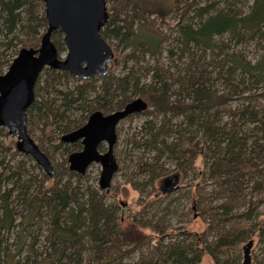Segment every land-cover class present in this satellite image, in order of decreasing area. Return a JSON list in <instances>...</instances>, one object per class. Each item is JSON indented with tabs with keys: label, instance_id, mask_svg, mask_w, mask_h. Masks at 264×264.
<instances>
[{
	"label": "trees",
	"instance_id": "trees-1",
	"mask_svg": "<svg viewBox=\"0 0 264 264\" xmlns=\"http://www.w3.org/2000/svg\"><path fill=\"white\" fill-rule=\"evenodd\" d=\"M105 4L99 35L113 52L106 75L77 80L43 69L33 87L26 133L52 176L0 141V234L15 232L12 251L0 248L1 264H199L203 256L239 264L240 246L253 239L252 262L264 264V0ZM173 17L170 40L157 21ZM45 29L42 0H0V75L19 49L38 47ZM50 41L64 53L59 33ZM136 98L147 108L127 117L144 120L125 142L132 159L122 163L131 169L120 166L139 196L126 224L119 204L105 199L109 188L68 170V155L81 146L60 138L91 113L107 115ZM180 201L189 202L177 215L184 224L172 229ZM196 220L202 230H186Z\"/></svg>",
	"mask_w": 264,
	"mask_h": 264
},
{
	"label": "water",
	"instance_id": "water-1",
	"mask_svg": "<svg viewBox=\"0 0 264 264\" xmlns=\"http://www.w3.org/2000/svg\"><path fill=\"white\" fill-rule=\"evenodd\" d=\"M46 29L36 49L21 48L4 73L0 75V128L15 138L14 150L28 158L47 176L52 169L45 155L26 133V111L33 101V87L43 69L65 73L70 78L89 80L103 77L113 59L111 48L102 40L99 32L107 20L105 0H42ZM53 32L61 35L63 57L57 54L50 41ZM146 103L136 98L122 109L107 115L91 113L79 129L63 135L60 142H79L81 149L67 157L69 171L84 175L91 164L100 167L97 189L106 192L117 171L113 156L118 123L131 115L145 111ZM105 145L100 153L97 147ZM242 249V264H248L247 250Z\"/></svg>",
	"mask_w": 264,
	"mask_h": 264
},
{
	"label": "rangeland",
	"instance_id": "rangeland-1",
	"mask_svg": "<svg viewBox=\"0 0 264 264\" xmlns=\"http://www.w3.org/2000/svg\"><path fill=\"white\" fill-rule=\"evenodd\" d=\"M106 8H107V6H106ZM170 19H172V20L164 21L163 25L160 24V21H157L158 22L157 27H158L159 31L165 32L166 37L170 38V40H171V38L173 37V32H172L173 26L175 25L177 18L173 17ZM186 19H189V16L186 17ZM167 44H168V42H167ZM243 52H244L245 56L251 58V57H253L252 55L254 54V49L251 46H248V48H246L245 51H243ZM63 54L64 53H61L60 56L63 57ZM110 63L108 64L107 69L111 67ZM143 120H144L143 116H137V117H134L130 120L126 118V119L120 121L116 127V130H119V132H118V135L116 136V143L113 146L112 153H113V156H114L116 164H117V172L113 175V177L111 179L109 191H107L108 193L105 195V197H106L105 199L110 201V202L114 201L115 203L119 204V208H118L119 209V217L124 221V223L129 221L128 210L130 209V210L136 211L138 209L136 207L135 201H136V198H138L139 196L133 189H131L128 185H126L124 183L125 170H120V166L125 165L128 167V169L126 170V173L129 172V170L131 169L130 168L131 166L128 165L127 161L122 163V159H126V154L131 155L130 158L132 159V151L130 150L129 146L125 145V142L127 139H129L133 135L134 132L138 131L139 126ZM34 133L38 135L40 132L35 131ZM0 141L4 145H10L14 148V143H15L14 137L6 134V136L0 137ZM103 148L105 150V145L103 146ZM58 154H59V152L54 155V158L57 160H58ZM4 161L5 162L9 161L8 155L6 156ZM33 164H34V162L31 160L30 169H31V165H33ZM195 164H196L195 165V172H197V170H199V168L201 167V161L198 159ZM26 166H27V164H26ZM168 169L171 170L172 166H168ZM99 171H100V167L97 164H91L86 169V172H85V175H87L90 185L91 184L94 185V187H96V189H97V179H98ZM34 173L36 174L37 172H34ZM196 180L197 179L194 178L195 183H196ZM47 183L50 184V182H47ZM166 188H167V190H166L167 193H168V191L172 192L173 191L172 189H174V188H172V186H167ZM161 194L165 195V193H161ZM170 194L173 195L174 193H170ZM176 194H178V193H176ZM13 203H14V205L17 204L15 202H13ZM188 205H189L188 201H180L179 202V206H177V208H176L175 215H172L169 218L170 219L169 220L170 228L175 229V228H181L182 227L181 225H183L184 222H181L178 219L177 215L184 208H186ZM15 207H16L17 211L19 209H21L19 206H15ZM263 207H264V204H261L260 206H258V210H261ZM18 219L19 218L17 217L16 220L18 221ZM185 227H186V230L197 234L202 230L203 225L199 221L196 220V221H192L190 223L188 222L187 224H185ZM14 233L15 232H12L10 234H5V233L0 234V235H3V238H4V241L0 246L1 249L3 247H5L8 250L12 251L11 243L14 242V237H15ZM142 233L144 235H149L148 231H143ZM153 237L154 236L151 235L149 238L152 239ZM25 241H26L25 243L29 242L27 240V238ZM254 242H255V240L253 239L252 245L247 250V256L249 258L248 264H253L252 255L257 254V251H258V249H256L254 247ZM40 243L42 244V242H40ZM40 243H39V246L41 245ZM244 246H245V243L240 246L239 264H242V261H243L242 260V258H243L242 249ZM41 250H42L41 248L36 249L37 252H39ZM25 255H26V253L23 254V256H21L22 258L19 257V259H23V257ZM131 256H136V254H132ZM1 260H2V255H0V264H1ZM199 264H212V261L210 260V258L208 256H203L201 258Z\"/></svg>",
	"mask_w": 264,
	"mask_h": 264
},
{
	"label": "flooded vegetation",
	"instance_id": "flooded-vegetation-1",
	"mask_svg": "<svg viewBox=\"0 0 264 264\" xmlns=\"http://www.w3.org/2000/svg\"><path fill=\"white\" fill-rule=\"evenodd\" d=\"M88 118V117H87ZM87 120V119H86ZM86 122V121H85ZM99 146H104V144H100ZM98 146V147H99ZM98 147H97V149H98ZM99 151V150H98ZM105 150H103L102 152H104ZM100 152V151H99ZM102 152H100V153H102Z\"/></svg>",
	"mask_w": 264,
	"mask_h": 264
}]
</instances>
